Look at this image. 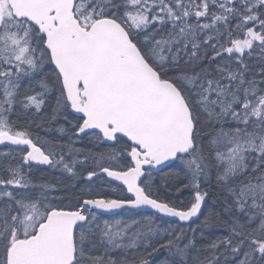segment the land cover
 I'll return each instance as SVG.
<instances>
[{"label": "snow or ice", "instance_id": "obj_1", "mask_svg": "<svg viewBox=\"0 0 264 264\" xmlns=\"http://www.w3.org/2000/svg\"><path fill=\"white\" fill-rule=\"evenodd\" d=\"M0 146V264H264V0H0Z\"/></svg>", "mask_w": 264, "mask_h": 264}, {"label": "trees", "instance_id": "obj_2", "mask_svg": "<svg viewBox=\"0 0 264 264\" xmlns=\"http://www.w3.org/2000/svg\"><path fill=\"white\" fill-rule=\"evenodd\" d=\"M40 135H41V136H43V135H44V133H43V132H41V133H40ZM195 226H196V225H193V227H195ZM162 255H163V254H162Z\"/></svg>", "mask_w": 264, "mask_h": 264}, {"label": "water", "instance_id": "obj_3", "mask_svg": "<svg viewBox=\"0 0 264 264\" xmlns=\"http://www.w3.org/2000/svg\"><path fill=\"white\" fill-rule=\"evenodd\" d=\"M0 147H1V148H4V146H0ZM144 211L147 213L149 210L145 209Z\"/></svg>", "mask_w": 264, "mask_h": 264}, {"label": "flooded vegetation", "instance_id": "obj_4", "mask_svg": "<svg viewBox=\"0 0 264 264\" xmlns=\"http://www.w3.org/2000/svg\"><path fill=\"white\" fill-rule=\"evenodd\" d=\"M0 150H4V149H0Z\"/></svg>", "mask_w": 264, "mask_h": 264}]
</instances>
